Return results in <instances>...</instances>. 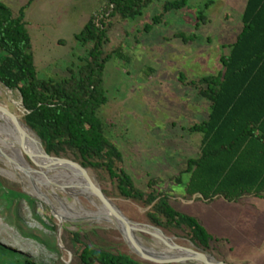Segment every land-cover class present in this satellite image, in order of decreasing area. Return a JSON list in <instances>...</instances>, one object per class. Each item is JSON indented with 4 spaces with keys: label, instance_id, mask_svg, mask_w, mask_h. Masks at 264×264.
Here are the masks:
<instances>
[{
    "label": "rangeland",
    "instance_id": "obj_1",
    "mask_svg": "<svg viewBox=\"0 0 264 264\" xmlns=\"http://www.w3.org/2000/svg\"><path fill=\"white\" fill-rule=\"evenodd\" d=\"M0 1L18 15L29 0ZM173 1L177 0H152L140 15L117 23L110 34V48H118L119 54L105 65L108 101L97 110V115L103 122L105 134L122 152V166L136 186L149 191L148 181L155 179L157 191L166 194L176 210L197 218L218 239L208 250H203L193 247L181 234L163 231L167 236L180 246L202 250L228 264H264V197L244 196L234 201L218 197L205 201L198 195L186 196L184 185L175 181L186 167L187 159L196 156L200 148L201 134L191 133L186 128L206 120L210 107V101L199 94L197 87L180 82V74L183 73L188 82L223 70L220 57L227 49L221 44L229 42L239 32L245 0H190L185 7L164 13L160 23L146 30L153 17L163 13L164 4ZM108 5L109 0L31 2L25 9L24 20L40 78L62 80L69 76V68L76 70L85 62L89 45L77 41L75 34L92 15H100ZM201 15L205 16V21L199 18ZM179 32L193 36L194 40L184 42L175 37ZM11 91L15 100L22 101L18 90ZM0 100H5L9 110L25 123L26 110L22 106L10 103L4 94L0 95ZM6 127L0 121V138L13 141L8 147L26 158L38 171L35 178L42 182L6 163L0 156V178L5 186L33 199L15 198L11 203L4 190H0V264H15L21 257H29L39 264H75L78 245L70 238V232L75 231H79L88 244L127 254L140 264H190L161 263L141 257L132 249L134 246L141 251L162 252L138 242V246L132 242L131 248L121 234L123 231L105 221L81 217H91L85 213L100 210L90 200L98 198L85 182L67 180L85 176L69 165L58 164L67 174L53 172L82 192L60 189L46 176L48 171L18 146L8 122ZM63 157L72 158L71 155ZM90 171L101 189L110 187L107 180L99 179ZM93 177L89 174L95 181ZM182 179L186 181L187 175ZM35 185L43 194L34 192ZM16 195L14 191L12 196ZM111 200V205H116L127 218L140 222L133 225L142 239H158L149 231L148 223L140 219L145 208L129 200Z\"/></svg>",
    "mask_w": 264,
    "mask_h": 264
},
{
    "label": "trees",
    "instance_id": "obj_2",
    "mask_svg": "<svg viewBox=\"0 0 264 264\" xmlns=\"http://www.w3.org/2000/svg\"><path fill=\"white\" fill-rule=\"evenodd\" d=\"M32 1L22 6L18 15L0 1V81L20 92L26 108L24 122L41 139L48 154L71 155L68 159L107 180L110 187L102 189L106 196L145 208L140 218L143 222L165 233L181 234L197 248L208 250L218 238L197 218L176 210L168 196L157 191L155 179H149V191L136 186L122 166V152L105 134L97 115L108 101L105 65L119 54L118 48H110V34L120 20L140 15L152 0H109L99 25L92 15L75 34L77 41L89 45L85 62L76 70L69 68V76L62 80L43 79L37 74L24 20L25 9ZM189 1L166 2L163 13L154 16L145 29L151 30L164 13L183 8ZM199 18L206 20L204 15ZM242 22L231 53L220 57L222 71L188 82L183 73L179 77L180 82L197 87L199 94L210 101L207 119L186 128L202 135L198 154L188 158L186 167L175 177L188 197L198 195L205 201L264 197V40L257 35L260 31L261 36L264 34V0H248ZM175 37L184 42L194 40L182 32ZM0 190L11 203L15 198L33 200L20 190L6 187L1 178ZM14 191L16 197L12 196ZM70 238L78 245L75 264H140L127 254L88 244L79 231L70 232ZM15 264L39 263L21 257Z\"/></svg>",
    "mask_w": 264,
    "mask_h": 264
},
{
    "label": "bare ground",
    "instance_id": "obj_3",
    "mask_svg": "<svg viewBox=\"0 0 264 264\" xmlns=\"http://www.w3.org/2000/svg\"><path fill=\"white\" fill-rule=\"evenodd\" d=\"M2 94H4L6 96V99L10 103H12L13 105H15L17 107H21V101L15 100L13 92L11 90L3 87L0 84V95H2ZM8 112L12 113L9 110L7 103L5 102V100H0V121H1V123L5 126V128H7L6 122H8L12 126V130H11L12 133H11V131H10V133L14 134V136H15L14 138L16 139L18 146L21 147V149L23 151L25 150L28 154H30L36 160V162L39 163L43 167V169H46L48 171V173H47L43 170L49 179H52L53 181H55V183L57 184V187H59L62 190L68 191V192H74V193L77 192V194H79L82 191H80V192L76 191L77 189H75V187H73L72 184L70 185L66 182H68V181L69 182L83 181L89 186V180H91L94 184H96L95 181H93L92 179L87 178V177H68V179H67L68 181H66V182L63 179H61L60 177H58L53 172V170L62 174V175H66L67 171L62 169L59 166H52L50 164V160L44 158L41 155V148H40L39 143H38V138H37V140H34L30 130L25 125L22 124L20 118L17 115L12 113L17 118V120H15L9 115ZM7 132H9V131L7 130ZM12 142L13 141L11 139H9L8 141H5V140L0 138V145H4L5 147H7V148H3V149L0 147V156L4 158L6 163L14 165V167H16L17 169L23 170L32 179H34V180L36 179L39 182H42L39 179L35 178V177H37V172L34 171L36 169L33 168L29 164V162L26 160V158L23 155L19 154L16 151L11 150V148L8 147V143L10 144ZM22 174H24V173H22ZM56 180L59 181L61 184L70 187V189L66 188L65 186H63L59 183H57ZM37 184L39 185V183H37ZM34 189H35L34 190L35 193L43 194V191L39 188V186L35 185ZM53 189H55V188H53ZM73 189H75V190H73ZM89 195H91V194H89ZM91 196H93V195H91ZM90 200H93V202L100 208V210L95 211V212L89 211V212L85 213L86 215L91 216V217H86V216H81V217H84V219L85 218H91V219H98V220L105 221L109 225H111V226L123 231L125 234H127L131 238L132 242L135 243L137 246L139 245L138 243H141L147 247L159 249V251L162 253H152L149 251H142V252H144V253L147 252L148 254H152V255H155L157 257L181 258L184 260V262H187L190 264H208L207 261L200 259L199 257H197V255H195V252H193L194 246L193 247L182 246L181 248L175 247L174 246L175 242H174V239L172 237L167 236L164 232L160 233L157 230H155L154 228H150L149 231L152 234L156 235L158 237V239H154L152 241H148L147 239H142L141 235L137 232L138 231L137 228L133 225V224H135V225H139V224H136L133 222V223H129L128 225H125L116 215H114L112 213L110 207L108 205H106L105 203H103L101 200H99V199H90ZM73 217H76V216H73ZM92 222H94V221H92ZM142 227L149 228V227H145V226H142Z\"/></svg>",
    "mask_w": 264,
    "mask_h": 264
},
{
    "label": "water",
    "instance_id": "obj_4",
    "mask_svg": "<svg viewBox=\"0 0 264 264\" xmlns=\"http://www.w3.org/2000/svg\"><path fill=\"white\" fill-rule=\"evenodd\" d=\"M1 84H3L1 81H0ZM4 85V84H3ZM5 86V85H4ZM7 89H9L7 86H5ZM11 90V89H9ZM21 106L26 110V108L24 107L22 101H21ZM9 113V112H8ZM9 115L17 120V118L15 117V115H13L12 113H9ZM22 122V121H21ZM23 125H25L30 131H32L36 136L37 134L30 128L28 127L27 124L23 123ZM38 138V143H39V146L41 148V155L50 160V164L52 166H57L58 164L59 165H70L72 167H74L75 169H77L79 172H81L85 177L89 178V174L93 177V175L91 174V171L89 168H85V167H82L81 165H79L78 163H76L75 161L71 160V159H68V158H65V157H58V156H55V155H51V154H48L44 147H43V144H42V141L41 139L37 136ZM28 157L32 160V156L30 154H28ZM38 167V166H37ZM35 172H38L37 170H34ZM93 179L95 180L96 182V179L93 177ZM89 187L91 189V191L94 193V195L99 199L101 200L102 202L106 203L112 213L114 215H116L125 225H128L129 223H133V222H136V221H132L130 220L129 218H127L119 209L118 207L115 205L114 207L111 205L112 204V200L111 198H109L108 196L105 195V193L103 192V190L101 189V187L98 185V183L96 182V184H94L91 180H89ZM61 219V217H60ZM137 224L140 222H136ZM147 226L151 227V228H154L155 230H157L158 232H163V230L157 226H153L151 224H147ZM121 232V230H119ZM121 234L123 235L125 241L127 242V244L132 248L133 246V243H132V240L131 238L128 236V235H125L123 234V232H121ZM193 246H195L193 243H192ZM174 246L175 247H178V248H181L182 246L174 243ZM138 255H140L141 257H144L146 259H150L152 261H156V262H161V263H166V262H184L183 259L181 258H167V257H157L155 255H152V254H148L147 252L144 253L142 252L141 250L137 249L135 246L132 248ZM193 252H195V255H197V257H199L200 259H203L205 261H207L208 264H228L224 261H219L215 258H213L212 256H210L209 254L205 253L204 251L200 250H193Z\"/></svg>",
    "mask_w": 264,
    "mask_h": 264
},
{
    "label": "crops",
    "instance_id": "obj_5",
    "mask_svg": "<svg viewBox=\"0 0 264 264\" xmlns=\"http://www.w3.org/2000/svg\"><path fill=\"white\" fill-rule=\"evenodd\" d=\"M247 3H248V0H245V2H244V9H243V12H242V16H241V18H243V14H244L245 8H246V6H247ZM242 28H243V22H242L241 28L239 29V32H238L237 34H235L234 38L231 39L229 42H223V44H221V45L223 46V48H226V49H227L225 55H229V54L231 53V50H232V49H231V45L236 41L237 36H238V34L241 32ZM260 32H261V31H260ZM260 32H258L257 35H258L259 37L263 38V40H264V34L261 36V35L259 34ZM262 32H264V29H263ZM206 39H207L208 41L210 40L209 37H207ZM258 39H259V38H258ZM256 47L259 49L260 46L257 45ZM257 48H256V49H257ZM263 77H264V76H263ZM201 139H202V135H201ZM200 144H201V141H200Z\"/></svg>",
    "mask_w": 264,
    "mask_h": 264
},
{
    "label": "built area",
    "instance_id": "obj_6",
    "mask_svg": "<svg viewBox=\"0 0 264 264\" xmlns=\"http://www.w3.org/2000/svg\"><path fill=\"white\" fill-rule=\"evenodd\" d=\"M102 13H103V12H101L100 15L95 16V23H96L97 25H99V19L102 17Z\"/></svg>",
    "mask_w": 264,
    "mask_h": 264
}]
</instances>
